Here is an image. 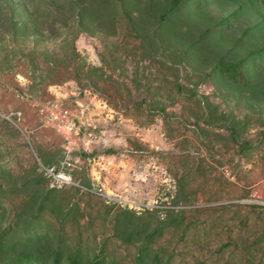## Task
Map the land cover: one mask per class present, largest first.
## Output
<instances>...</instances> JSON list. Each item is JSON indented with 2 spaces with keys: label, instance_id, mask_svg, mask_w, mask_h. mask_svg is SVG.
I'll use <instances>...</instances> for the list:
<instances>
[{
  "label": "rangeland",
  "instance_id": "374dc122",
  "mask_svg": "<svg viewBox=\"0 0 264 264\" xmlns=\"http://www.w3.org/2000/svg\"><path fill=\"white\" fill-rule=\"evenodd\" d=\"M57 251L264 264V0H0V264Z\"/></svg>",
  "mask_w": 264,
  "mask_h": 264
},
{
  "label": "built area",
  "instance_id": "2783aa9c",
  "mask_svg": "<svg viewBox=\"0 0 264 264\" xmlns=\"http://www.w3.org/2000/svg\"><path fill=\"white\" fill-rule=\"evenodd\" d=\"M41 111H43V108H41ZM48 117H47V121H49L50 119L54 118V117H58V115H62L64 116L67 113V109L60 107L57 104H52L50 106V110H48ZM69 127L72 126V124L70 122H68ZM68 164L69 162H64V164ZM48 170L53 173V175H55L56 179L60 182V183H68L71 181L70 175L67 174L64 170H60L57 173H55L52 168H48Z\"/></svg>",
  "mask_w": 264,
  "mask_h": 264
},
{
  "label": "trees",
  "instance_id": "16d2710c",
  "mask_svg": "<svg viewBox=\"0 0 264 264\" xmlns=\"http://www.w3.org/2000/svg\"><path fill=\"white\" fill-rule=\"evenodd\" d=\"M232 67H234L235 66V64H230ZM32 257H34V256H26L25 258H27L29 261H41V263H43L44 261H42V260H44L43 258H40V256H37V257H34V259L32 258ZM61 256H60V252L59 251H57L55 254H54V256L52 257V263L53 264H60V262H61ZM20 262H23L24 261V259H22V258H19L18 259ZM5 264H9V262H7V263H5ZM44 264V263H43ZM70 264H78V256L76 255L75 257H72V258H70Z\"/></svg>",
  "mask_w": 264,
  "mask_h": 264
}]
</instances>
